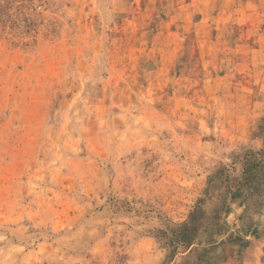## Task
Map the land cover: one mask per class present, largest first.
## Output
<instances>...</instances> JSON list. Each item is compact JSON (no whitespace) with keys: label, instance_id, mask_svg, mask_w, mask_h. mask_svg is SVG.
Segmentation results:
<instances>
[{"label":"rangeland","instance_id":"rangeland-1","mask_svg":"<svg viewBox=\"0 0 264 264\" xmlns=\"http://www.w3.org/2000/svg\"><path fill=\"white\" fill-rule=\"evenodd\" d=\"M166 261L264 264V0H0V264Z\"/></svg>","mask_w":264,"mask_h":264},{"label":"trees","instance_id":"trees-1","mask_svg":"<svg viewBox=\"0 0 264 264\" xmlns=\"http://www.w3.org/2000/svg\"><path fill=\"white\" fill-rule=\"evenodd\" d=\"M198 212V209L196 208L191 216L190 222L182 224L180 227H178L176 230L173 231V235L170 238L171 243L176 242L174 245H172V251L171 255H168L169 259L170 257H173L178 249L179 246H190L198 237V230L196 228V225L194 223V218ZM171 245V244H170ZM168 261L164 262L167 263Z\"/></svg>","mask_w":264,"mask_h":264}]
</instances>
